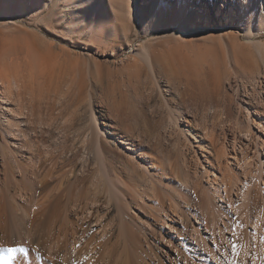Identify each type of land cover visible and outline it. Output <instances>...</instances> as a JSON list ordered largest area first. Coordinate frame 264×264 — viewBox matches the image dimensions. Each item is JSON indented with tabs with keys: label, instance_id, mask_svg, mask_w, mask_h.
<instances>
[{
	"label": "bare ground",
	"instance_id": "obj_1",
	"mask_svg": "<svg viewBox=\"0 0 264 264\" xmlns=\"http://www.w3.org/2000/svg\"><path fill=\"white\" fill-rule=\"evenodd\" d=\"M51 1L54 0H0V22L5 25L16 24L24 14L40 13ZM249 1L178 0L174 11L176 20L166 28H174L173 33L166 32L168 35L164 39L148 38L136 47L129 46L127 57L120 61L121 67L118 70L121 72L127 71L136 76L144 71L149 74L153 91L168 112L164 132L165 136L168 135L166 141L171 142L174 148L173 155L165 153L162 142L158 143V140L156 144L162 145V149L144 145L146 130V133L140 131L135 135L128 129V117L123 112L125 103L119 99L123 91L116 89L112 82L101 79L88 82L84 76L77 78V74H81L76 49L57 46L38 31L22 27L17 28L14 37L6 38L0 49V127L6 128V132L0 128L1 142L5 140V135L13 137L16 133L26 134L22 125L35 111V104L53 99L52 94L54 99L60 97V94L67 96L66 92L73 93L79 99L87 98L85 105L89 112V124L83 133L74 131L77 135L73 133L76 139L73 142V136L70 140L73 142L71 148L67 147L70 133L60 130L56 132L61 134L59 140H54L56 146L44 149L45 146L43 150L40 143L33 145L29 152L30 163L13 162V167L6 162L10 156L1 162L7 163L4 171L15 183L17 193L24 199L27 197L29 202V207L25 208L28 220L26 239L33 245L37 242V249L45 251L52 264H70L74 261L77 264H111L114 262L112 254L120 244V238L111 242L112 237L118 234V227L125 226L127 219L137 223L141 228L139 231L143 229V234H148L151 227L157 226L146 218L150 214L158 223L162 221L161 232L167 231L165 227L169 228V233L177 231L176 223L189 226V230L186 228V238L193 255L187 253L184 264L220 262L216 260L217 252L224 246L220 244L225 237L224 227L232 222L229 215L228 220L219 218L220 209L212 208L211 196L208 198L207 191L220 199H226L229 210L237 212L246 206L250 209V203L256 202L254 200L258 198H254L255 193L264 192V39L257 37L262 31L255 30L251 25L242 30L234 25L238 22L240 6L246 18L250 19ZM198 15H204L205 24L214 25L210 33H204L202 27L194 22V17ZM211 17H215L213 23ZM194 26L197 29L192 32ZM147 31L153 33L155 29ZM81 51L91 53L90 50ZM240 57L246 60L241 63ZM96 71L100 73L102 67L96 68ZM203 82L207 83L209 93H219L222 101L218 108L214 106L213 112L202 111L204 120L211 118L214 127L224 123L228 118L227 107L230 104L232 109L231 104L234 102L238 113L235 119L239 128L237 132L228 131L223 125L220 131L222 134H219L213 127L206 124L201 126L196 109L187 110L186 102L195 96L197 85ZM226 83L233 89V97L223 92ZM100 88L111 89L114 97L112 102H102L105 109L100 108V103L95 100L94 92ZM13 103L17 104H14V108L9 106ZM241 116L246 123L245 127L241 126ZM2 121L6 124L2 125ZM40 130V136H43L44 130ZM50 131L46 132L51 137ZM113 143L120 149H114L120 159L112 157ZM1 152V157L5 158L7 155L4 154L8 152ZM182 165L186 166L182 168H187L191 176L187 175V169H184L186 176H180ZM195 199L201 201V204L207 203L203 205V210L207 212L208 219L200 216L201 211L195 209ZM1 204L4 207L3 202ZM112 211H116V215L113 213L109 216ZM260 213L259 221L253 219V225L256 233L260 229V234H264V223L261 224L264 222V209ZM115 216L120 220L116 221ZM189 216L193 219L187 220ZM124 226L121 227L123 230L128 228ZM39 231L42 235H36ZM125 239L128 238L125 236ZM165 239L173 242L170 236ZM10 242L1 234L0 244ZM139 243L141 245L143 242ZM139 245L137 248H140ZM163 248L166 257L171 258L172 254ZM151 251L154 254L155 251ZM254 252H259L260 256V251ZM137 256L139 260H145V256L141 259L142 255Z\"/></svg>",
	"mask_w": 264,
	"mask_h": 264
},
{
	"label": "rangeland",
	"instance_id": "obj_2",
	"mask_svg": "<svg viewBox=\"0 0 264 264\" xmlns=\"http://www.w3.org/2000/svg\"><path fill=\"white\" fill-rule=\"evenodd\" d=\"M177 1L178 0H54L53 2L52 1L49 2L46 8L41 10V12L38 14L37 12H33L30 15L24 14L22 18L21 17L19 18L21 19V21L16 22V24L13 23V25H5L0 22L1 23L0 24V49L3 48L2 46L6 42V38L14 37V33L18 31L17 28L19 27H22L25 29H34V31H38L39 33H41V35H43L49 41H52L54 44H57V46L65 45L66 47L76 49L78 51L76 52L77 56L79 57L77 58L78 70L81 74V76L77 74L78 76L77 78H81L84 76L83 78L86 79L88 82H91L92 79H95V80L101 79V80H104L105 82L107 81L112 82L116 86V89L118 88L120 89V91H123L122 95L120 93L119 99L125 103L123 112H125L126 114L125 116L128 117V119H126V124L129 127L128 129L132 131L133 133H135V135L138 134L140 131L145 132L146 130L147 132V133L145 132L146 139L143 138L144 145L154 146V147H157V149H162L161 147L163 145L164 152L165 153L168 152L167 154H170V153L172 154L174 153V148L171 142L166 141L168 135L165 136V132H164L165 125H167L168 112L161 105L160 103L161 101H159V98L155 95L153 91V84L151 83L149 74L146 71H144L142 74L136 76L134 73H129L127 71L121 72L120 70H118V68L121 67L120 61L123 58L127 57L129 46L136 47L137 44L147 41L150 38L164 39L166 38L168 33L169 34L173 33L174 28H171L170 30H166V28H168L169 25L173 24V21L176 20V17H174V11L177 6ZM204 1H208V0H204ZM237 2L239 3V0H237ZM248 7H249L248 13H250L249 14L250 19L246 18L244 11H243L244 9L241 10V6H240L239 11L237 13L238 22L237 23L235 22L234 25L236 26V28L240 30H242L245 26L251 25L255 30L262 31V33L259 34L257 37L260 39H264V28H263L264 26L262 25L264 24V0H250L248 2ZM33 14H35V16ZM211 19H212L211 23H213L212 21H214L215 17H211ZM8 20L15 21L11 19H8ZM194 20H195L194 22H196V24L199 27H202L201 29L202 31H204V33H210L212 31L211 27L214 25L205 24L207 22H205L204 15H198L194 17ZM149 29L150 30L155 29V31L152 33V31H147ZM196 29L197 28L194 26L192 28V32L196 31ZM81 50H90L91 53L83 52ZM243 60H246V59L244 57L242 58L240 57L241 63L243 62ZM101 67H102V71H100V73H97L96 68H101ZM72 74H73V71L71 72L70 77L72 76ZM244 80H246V83L248 84V81H247L248 79H246V77ZM226 87L224 88L225 91L223 90V92L225 93L227 92L228 95L233 97V89L231 90V87L228 85V83H226ZM208 90L209 89H208V85L206 82H203L197 85L195 96L186 102L187 110H191L192 108L194 110L196 109V112L198 113V117L200 116L198 118V122L201 123V126L206 124L209 127H213L216 129V131L219 134L220 133L222 134V132L220 131H222L221 127H223V125L225 129L228 131L232 130V131L237 132L239 128L237 127L238 125L235 123L236 121L235 119H237L238 113H237V109L235 108L234 102L232 103L233 105L231 104L232 109L230 107V104L227 107V115H228L227 120L228 121L226 120L224 123L217 124L214 127V125L212 126L211 124L212 123L211 118L210 120L209 118L204 120L205 118H203V112H205L206 110H210V112H213L214 110L213 108L215 107L218 108L220 104L222 103L219 93H215V94L213 92L209 93ZM66 93H67V96L60 94V97L58 98L55 97V99H54V94H52L53 99L52 98L46 99L47 101V102L45 101L46 103L45 102L42 104L36 103L34 108L31 107L35 111L31 112L33 113V114H30L31 119L29 118L30 117L29 115L28 119H26L27 121H25V124L22 125L24 129L23 131H25L26 134L16 133V135H13V137L9 135H5V140L3 139L2 141L3 143L0 141L4 145L2 146V144L0 143L1 144L0 145L1 146L0 147L1 149L0 150V204L1 202H3L4 204V207L2 204H1L2 207H0L2 209V210L0 209L1 211L0 212V225L3 226L2 227L3 230L0 228V236L2 234V237L5 238V240L11 241L10 243H7V244L6 243L0 244V264H3V262L7 260L8 255H9L6 252H4L2 249L7 248L9 246L10 247L23 246V247L28 248L27 264H47V263L52 264L51 263L52 261L50 258L47 257L46 252L39 250V248L37 249V247L35 246L37 245V242L35 245H33L27 241L26 239L27 233L25 231H27L28 220H27V216L25 212H26V209L29 207L28 205L29 202L27 201L28 199L26 200L27 197L24 199L22 196L19 195V193H17V190L15 188V183H13V180H11L12 178L8 176V174L6 175V171H4V168H6V164L8 162H9L8 164L12 165L13 167L15 166V163L13 162H16L18 164L30 163L31 161L29 159V152H31L32 147L35 144L40 143L42 149L45 146L47 147H45L44 149L46 148L49 149V147L51 148L52 146H56L54 145V140L56 138L59 140L58 137L61 134L59 135L56 132L60 130L65 133L66 132L70 133L71 137L70 136H69L70 138L68 137L69 141L67 142L68 148L72 147V144L76 139L77 133H74V131L81 132V133L86 131L87 125L89 124L88 123L89 122V118H88L89 112L87 111V108L85 105L87 98L79 99L78 96L73 95V93L71 92L69 93L66 92ZM94 95L96 98L95 99L96 102L100 103L99 105H100V108L102 109H105V105L102 103L103 101L112 102L111 100L114 99L112 90L108 88L96 89L94 92ZM65 97L67 98L65 99ZM62 98L65 99V102H63L64 99ZM263 98H264V94H263ZM51 99L53 101H51ZM61 99L63 100L62 102H61ZM54 100H55L56 105L54 104ZM14 104L15 103L11 105L9 104H6V105H9L12 107L17 105V104L15 105ZM210 105L211 107H209ZM262 111H264V108L262 109ZM200 112H202V114ZM240 119L242 121L241 126L245 127L246 123L243 122L244 121L243 117L241 116ZM41 120L43 121V123H41L42 122ZM14 121L17 122L16 118H14ZM39 121L41 124H39ZM5 124L6 122L4 123L2 121V125H5ZM0 128H1V131L6 132V128H4L3 126H1ZM40 129L44 130V133H42V135L44 134L43 136H40L41 134ZM51 129H52V132L50 131ZM46 131H50L52 133L51 137H50V134H47ZM73 133L76 135H74ZM73 136H75V138ZM72 139H73V142L70 141ZM157 140L159 141L158 143L162 142V145L158 143L157 145L156 144ZM12 142H13V145H12ZM49 144L51 145L48 146ZM6 145H7V148H6ZM10 147H11V151H10ZM115 148H118V146L115 145V143H113L111 147L112 157L120 159L121 157H119L120 155L115 152L114 150ZM2 150L4 151L3 154L8 152L4 154V155H7L5 156V158H3V156L1 157ZM122 151L124 152V150ZM6 158L8 159V161ZM36 158L38 159L39 156H37ZM5 159L7 163L5 162L6 164L5 163L2 164L1 162H4ZM10 160L12 161L10 162ZM182 167H186V166L184 165L181 166L182 170H180L179 174H181L180 176H184V174L186 176V171H188V169L182 168ZM184 169L185 170L187 169V170L185 171ZM3 173L5 175H3ZM187 175H190V173ZM5 176L6 178H4ZM5 180H7L6 181L7 183L5 182ZM5 191L8 193H11V192L12 193L8 194ZM14 193H16L17 196ZM207 193H208L207 194L208 198H210L211 196L210 201H212L213 203V204L211 203L213 205L212 208L216 209L217 207H219L220 209L219 210L217 208L219 210L218 211L220 215L219 218L222 217V219L224 218L225 220H228V217H229V219L232 222L231 225H228V227L230 226V228H228L227 226L224 227L226 228L224 231L225 237L228 236V238L226 239L224 237V239H221L220 244L224 246L220 245L221 246L220 249L221 248L222 249L221 251L217 252L218 258L216 260L218 261L219 259L220 262L218 261L219 263L218 262H215V263L224 264L225 260L229 256H231L230 241L235 238L231 234L232 225L238 219L243 224L242 228L236 229V231L238 230L237 236L239 237L236 236L237 239L235 238V242L240 246L239 254L240 252H242L241 253L242 256L241 254L238 256L239 264H244V263L245 264L246 263L259 264L258 262L260 261V258H264V255H263L264 247L262 248V246H264L263 245L264 243L262 242L264 241L261 240V237H264V234L262 233L260 234L261 232L260 229L259 230L257 229V233H256V227L255 225H253L254 224L253 222H255L254 220L258 219L259 217L258 215L262 214L260 212H263L264 192L258 191V193L256 192L257 194L255 193L254 196L256 197L254 198H257V197L258 198L254 200L256 202L250 203L251 206L249 205V207L251 210L246 206V207H243L246 210V212L242 208L243 210L242 209L239 210L238 211L239 213L236 210H229V207L227 205V203L229 202L226 199H220L218 198V196L214 195V193H211L209 191H207ZM213 195L214 197H212ZM15 200H17L18 202ZM195 202H196V205H194V207L196 206L195 209L200 210L202 213L200 216L203 215L204 217L208 219L209 216L207 212L203 210V205L204 204L207 205V203L201 204V201L196 200V199H195ZM205 202H206V199H205ZM13 203L15 204L13 205ZM11 207L13 208V210ZM247 208L249 209L248 211H247ZM20 209H23V210H20ZM200 211L198 213H200ZM115 212L116 211H112V213H109V216L113 215V213L116 215ZM241 213H243L242 217H245L246 214L248 215V216L246 215L245 217L246 219L241 217ZM118 216L117 217L115 216L116 221L118 219L120 220ZM146 218H148V220L151 221L152 225L154 223L157 224V226H154L155 228L153 227L154 231H152L153 230L152 227L149 229V231L150 230L151 231L148 234H145V233L143 234V229L139 231L141 228H139L140 226L137 223L129 222L127 219L125 222L126 224L125 226H128V223H130L129 225L131 226H128L129 230L128 228L123 230V228L121 227H123L124 225L118 227L117 229L118 234L112 237L111 242L113 241L112 243H114L116 242V240H118V238H120L119 240L120 246L119 245L116 246L117 249H115L114 250L115 252H113L112 254L113 255L112 261L114 262H111V264H114L117 261L118 262L116 264H138V263L144 264L145 261H146L145 263L147 264H151V262L152 264H173L174 261H176L178 264H184V260L186 259V254L188 253L190 255H193L192 254L193 251L188 245V241L186 238V228L189 230L188 225L186 226L183 223L182 224L176 223L177 231L172 230V232L169 233L168 232L169 228L165 227L167 231L164 230L161 232L160 227H161V224H163L162 221L161 223L160 221L158 223V221L155 220L152 214H150V217L149 215H147ZM190 218L193 219V217L189 216L187 220H190ZM19 220L21 221V223ZM245 220H246V224H245ZM257 221H259V219ZM263 223L264 222H262L261 224ZM135 228L137 229L135 230ZM130 229L133 232V234L131 233ZM124 234L126 238H128L127 240L126 239L123 240L125 238ZM36 235H42V232L40 233L39 231V233H37ZM167 236L171 237V239L173 240L172 243L167 242V240L165 239L167 238ZM37 239H39L38 236H37ZM137 240H139V242H143L141 243L142 246L139 245L140 243ZM223 240H227L228 242L227 241H226L227 243L225 241L223 242ZM125 241L127 242L125 243ZM123 242L126 245H123L124 244ZM137 245H139L138 247L140 248H137ZM128 246L129 247L131 246L130 249ZM149 246H151L150 249H146V247L148 248ZM225 246H226L227 252L225 251ZM134 247L135 249H133ZM144 247H145V250H144ZM163 247H165L172 254L171 258L166 257V254L163 253V250H164ZM136 249L137 250L139 249V251H137ZM151 249L155 251L154 254H153V251H151ZM255 250L260 251V256L258 255L259 252H254ZM140 251L142 252V254ZM222 251L226 253L224 252L221 253ZM244 251H246L247 253ZM149 252H151L152 256L154 255L153 257L155 258H153L151 256V253L149 254ZM140 254L142 255V257H140L141 256ZM223 254L226 257L225 259H223L224 258ZM137 255H139L140 259L144 258L145 256V260L142 259L144 262L142 260H139ZM146 256H148L149 258L148 257L146 258ZM158 256L160 257V259H158L159 258ZM161 258L162 259L164 258L163 259L164 261ZM244 258L246 261L244 260ZM253 258H255L257 261L256 260L253 261ZM113 259H115L116 261ZM156 259H158V262ZM23 260H24L23 254L16 253L11 264H22ZM160 261L162 263H160ZM177 263H174V264H177ZM70 264H77V262L74 261V262H71Z\"/></svg>",
	"mask_w": 264,
	"mask_h": 264
},
{
	"label": "snow or ice",
	"instance_id": "obj_3",
	"mask_svg": "<svg viewBox=\"0 0 264 264\" xmlns=\"http://www.w3.org/2000/svg\"><path fill=\"white\" fill-rule=\"evenodd\" d=\"M243 224L237 219L236 222L232 225V236H237L236 229L242 228ZM261 240L264 241V237H261ZM231 243V256H229L225 260V264H239L238 256H239V245L235 242V239L230 241ZM4 252H6L8 255L7 260L3 262V264H11L13 258L15 257L16 253L23 254L24 260L22 261V264H27V253L28 248L23 246H17V247H7L2 249ZM227 251V250H226ZM255 261V258H253ZM259 264H264V258H260Z\"/></svg>",
	"mask_w": 264,
	"mask_h": 264
}]
</instances>
